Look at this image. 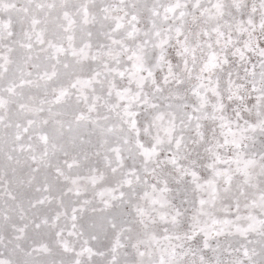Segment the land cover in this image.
<instances>
[{"label": "snow or ice", "instance_id": "obj_1", "mask_svg": "<svg viewBox=\"0 0 264 264\" xmlns=\"http://www.w3.org/2000/svg\"><path fill=\"white\" fill-rule=\"evenodd\" d=\"M0 264H264V0H0Z\"/></svg>", "mask_w": 264, "mask_h": 264}]
</instances>
